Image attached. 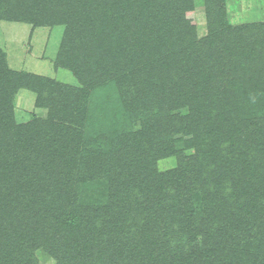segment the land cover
Returning <instances> with one entry per match:
<instances>
[{
	"label": "trees",
	"instance_id": "trees-1",
	"mask_svg": "<svg viewBox=\"0 0 264 264\" xmlns=\"http://www.w3.org/2000/svg\"><path fill=\"white\" fill-rule=\"evenodd\" d=\"M180 1L0 0V18L66 26L57 61L82 85L0 56V264H264V116L244 114L264 92V23L231 28L206 0L210 39L167 49L160 34L190 24ZM222 37L220 57L208 45ZM22 87L48 114L17 130L7 92ZM90 176L93 192L76 191Z\"/></svg>",
	"mask_w": 264,
	"mask_h": 264
},
{
	"label": "rangeland",
	"instance_id": "rangeland-1",
	"mask_svg": "<svg viewBox=\"0 0 264 264\" xmlns=\"http://www.w3.org/2000/svg\"><path fill=\"white\" fill-rule=\"evenodd\" d=\"M223 1L225 8V19L231 28L240 29L246 25L264 23V0ZM3 3L4 2H1L2 5H5ZM178 7L181 9V11L183 10L182 13L184 15L186 14V21H189L190 24L188 25V28L185 29L182 37L174 38L173 35L168 34L169 37L173 36L172 38H174L173 42L171 43L166 40H162V38H166L163 37V33L160 34L159 40L165 42V45H168L167 49H170V47L173 49L179 48L183 46L184 42L189 43L196 41L198 43H203L207 38L210 39L206 0H181L178 3ZM15 14H18L15 19H11V17L0 18V56L2 63L4 62L7 69L10 72L28 73L30 75L39 76L62 85L81 88L82 85L73 72L67 67L59 65L57 61L62 42L66 34V26L56 23L50 25H39L33 21L25 20L28 17H21L20 12ZM238 33L241 34L240 31H238ZM231 34L234 35L233 33ZM245 45L246 44L244 42H241L240 48L246 51ZM208 46H212V48L214 47V49H216L214 51L216 56H220L219 52L224 53L225 50L228 53L233 48L232 43H230L229 40L224 37L214 40ZM262 54L259 50L258 56L256 57L259 65L264 63V57ZM186 70L187 67L185 65L180 67V72ZM256 82L260 83V80L257 79ZM15 88L8 90L7 93L11 101L10 113L14 117L17 130H22L35 120L46 118L48 114V108L38 104V94L36 91L27 87L18 89ZM111 92V98L113 100V93L115 92H113V90ZM255 96L256 98L251 105H244V114L254 115L257 113V116H264V113L257 111L258 107L259 109L264 110V92L260 91ZM105 110V113L114 121L115 119L116 121L119 119L118 113L115 111L114 114L113 109H111L109 106H107ZM153 113H155V111ZM100 125L103 126V123ZM136 128H139V126ZM176 166L177 158L169 157L159 161L157 164V169L163 173L175 169ZM77 181L76 184H74L76 191L81 192L87 190L89 192H93L94 180L91 176L89 181L86 183L81 181V186L77 184ZM182 194L184 195L186 192L184 191ZM194 197H191L190 203L193 202L194 207L200 206L199 202ZM50 198L53 199L51 195ZM27 210L28 207H24L22 210L23 212L20 210L17 214H15L17 221L22 222V229L27 227V222H29L27 219L25 220L26 224L23 222V218ZM174 231V233L171 231L172 239L174 237H182L183 233H186V230L182 231L176 229ZM35 256L38 259V264H56L54 258L46 256L43 253L37 254L35 252Z\"/></svg>",
	"mask_w": 264,
	"mask_h": 264
}]
</instances>
